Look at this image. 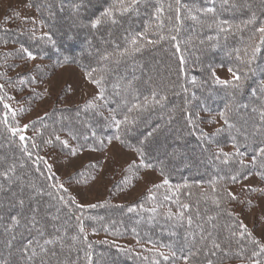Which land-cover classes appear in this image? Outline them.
<instances>
[{
  "label": "trees",
  "instance_id": "trees-1",
  "mask_svg": "<svg viewBox=\"0 0 264 264\" xmlns=\"http://www.w3.org/2000/svg\"><path fill=\"white\" fill-rule=\"evenodd\" d=\"M77 3L81 5L78 14L72 8ZM114 3L116 0H29L47 37L36 33L34 21L17 15L4 20L0 26V84H5V102L8 92L12 96L20 95L22 101H34L37 97L29 88L43 67L35 66L28 72L12 76L8 74L13 66L12 61L25 57V53L20 51L21 45L35 57L43 58L55 66L74 64L85 73L96 69L93 78L104 76L101 81L103 98L99 95L96 100H88L96 107H85L88 101L71 107L55 104L42 119L31 124L29 130L32 134L23 141L7 131L8 125L3 123L5 109L0 103V172L15 165V171L9 173L12 183H8L7 177L0 176V185L6 189L0 192V264L5 260L7 264H26V258L20 251L23 246L30 239L42 243L36 230L27 223V218L34 214L33 210L39 221L38 227L44 226V238L50 239L53 235L63 237L64 247H61L60 241L46 246L48 250L56 252L55 256H51L50 251L44 257L51 264H88V252L91 253L92 264H154L157 260L161 264H171L155 254H139L118 247L111 241L90 239L88 235L85 242L84 234L79 232L76 216L83 218L85 229L108 238L131 236L159 246L173 245L177 256L181 248L185 255L189 250L196 252L193 264H206L207 260H212L213 264H242L249 259H259L264 264V257H251L252 251H259L258 246L249 242L246 236H232V232L240 231L238 225L241 221L234 210L239 202L227 197L222 189H227L228 184L233 182L230 177L240 170L239 158L230 159L225 164L223 157L215 158L217 152L214 148V145L235 144L240 151L245 152L244 157L251 159L254 149L262 146L261 137L253 134V125L260 123L259 113L253 109L264 105V96L259 91L264 81V71L259 70L264 68V48L254 62V66H258L257 70L249 74L243 88L234 96L230 94L232 90L229 87L214 83L215 78L212 76L213 68L218 65L233 69L243 67L237 59L236 50L239 49L242 54L249 37L255 34L258 38L255 29L264 21L260 0H229L227 5L222 4V0H181V4L186 7L181 10L180 32L173 33L177 40L147 45L141 51L125 55L118 61L101 60L105 52L116 53L130 48L131 35L144 32L146 25H151L148 39H158L157 35L152 34L160 23L153 15L156 7L162 4L164 8L161 15L165 25L162 34H169L167 17L175 15L168 8L169 4L175 7V0H142L136 11L115 13L116 23L102 21L92 28L91 20L99 17L105 8ZM246 3L251 7H245ZM196 8H214L215 11L194 13L198 16L195 21L183 18L187 16V9ZM253 13L256 14L255 24L248 25L242 31L222 32L216 27L217 21L242 24ZM64 18L72 19V23H64ZM222 27L227 28V25ZM176 44H179V51ZM10 45L13 47L6 50ZM181 56L184 57L182 72ZM21 79L24 80L23 84L19 82ZM129 81L132 82L131 88L127 86ZM180 85L188 91H182ZM154 90L158 93L157 98L166 96L162 104L153 105L148 111L134 110L128 113V109L142 102L144 97H151ZM209 96H212V100L208 99ZM226 104L232 106L230 122L235 128L229 131L227 125H223L226 130L218 133L215 139L208 134V140H202L201 131L206 133L202 129L205 121L203 114H219ZM185 108L186 111L182 110ZM110 113L120 120L126 114L135 119L122 124L117 130L110 123ZM7 118L12 126L9 114ZM189 118L198 127L188 123ZM158 126V131L153 132ZM150 132L153 133L151 136L148 135ZM244 132L247 139L246 135H238ZM64 133L81 147H101L106 140L115 139L137 154V149H140L144 153L143 167L152 165L147 168L159 172L169 183L153 188L154 194L132 203H107L78 209L56 185L44 163L43 149L59 147L61 142L55 137ZM117 136L120 139H116ZM45 140L51 143L45 144ZM164 141H170L173 148L162 149L154 157V147ZM33 143L37 145L36 148L32 147ZM25 147L31 156L24 151ZM193 155L198 160L193 159ZM138 158L141 163L139 154ZM182 160H185L186 166L181 165ZM140 165L128 166L126 173H139ZM203 168H209L210 171L202 173ZM249 171L254 172L264 186V178L257 174L264 172V168L259 167V164L253 167L247 162L243 175ZM213 181L217 182L216 185H213ZM13 193L23 196V208L19 205L13 207L15 200L7 202ZM61 196L64 197L63 201L60 200ZM213 196L222 197L219 206L212 202ZM184 203L190 207L183 209L181 206ZM129 208L133 210L129 211ZM169 211L172 216L168 215ZM180 211L185 213V218L177 220L176 214ZM18 213L20 224L8 228L10 216ZM189 216L193 220L191 225L187 222ZM53 217L57 219L53 220ZM209 217L212 219L209 220ZM72 236H77V240L73 241ZM13 237L15 239L8 247L7 241ZM213 240L221 244L222 250L213 248ZM237 240H240L243 250ZM213 252L215 255H212ZM40 259L38 256L29 264H40Z\"/></svg>",
  "mask_w": 264,
  "mask_h": 264
},
{
  "label": "rangeland",
  "instance_id": "rangeland-1",
  "mask_svg": "<svg viewBox=\"0 0 264 264\" xmlns=\"http://www.w3.org/2000/svg\"><path fill=\"white\" fill-rule=\"evenodd\" d=\"M18 14V15H17ZM31 20L36 23V33L43 35L44 27L38 19L35 9L30 6L29 0H0V26L4 20L11 16ZM64 23H72V19L64 18ZM13 47V46H12ZM11 45L6 50L12 48ZM13 66L9 71L12 76L16 73L28 72L36 67H43L41 73H37L29 90L34 91L37 97L34 101H22L20 95L12 96L8 92L6 103L12 110L23 109L17 111L16 121H12V126L28 124L29 127L22 131L25 137L31 136L29 130L31 124L40 120L53 105L59 104L63 106L81 105L88 100H96L99 98L98 87L91 82L85 75V72L74 64H63L59 66L47 62L43 58L35 57V59L25 57L19 60H13ZM229 68L224 66H216L212 73L215 72L222 80L231 79ZM208 99L212 100V96ZM5 112L8 110L5 109ZM205 121L202 123V129L210 135L211 138L217 137L219 134L216 130L222 127L223 121L219 118V114L215 112L203 114ZM169 133V132H167ZM240 137H245L246 132ZM19 137V136H18ZM61 141L66 140L68 146L62 143L55 149H43L44 163L49 173L54 178L56 185L61 188L66 196L75 201V205H101V204H128L137 199L146 198L149 194H154L152 189L156 185H164V177L154 169L139 166L140 172H131L127 174L128 166H137L140 163L138 154L135 150L124 147L115 139L106 140L101 147L95 146H79L67 134L60 135ZM170 141L158 143L155 148L154 157L165 148L171 147ZM215 151L223 149L226 153H233L232 144L217 145ZM198 160L196 155L192 157ZM246 162H250L248 157L243 158ZM186 160V159H185ZM182 160L181 165L186 166L187 163ZM190 162V161H189ZM202 173L209 172V168H203ZM250 173V174H249ZM247 177V178H245ZM63 187H60V185ZM251 189H256L252 191ZM264 186L261 184L257 175L249 171L238 178L235 182L229 183L227 190L232 192L238 200V204L234 210L238 214L240 221L252 233V236L260 243H264ZM152 192V193H151ZM13 197H9L7 202L11 203ZM250 201V203H249ZM156 208L157 205H154ZM86 235L94 240H107L116 244L118 247L126 248L139 254L160 256L154 248L167 253V249L160 248L159 245L146 241L137 240L131 236L125 238H108L103 234H97L91 229H85ZM162 258V257H160ZM176 264H184L183 260L177 261Z\"/></svg>",
  "mask_w": 264,
  "mask_h": 264
},
{
  "label": "snow or ice",
  "instance_id": "snow-or-ice-1",
  "mask_svg": "<svg viewBox=\"0 0 264 264\" xmlns=\"http://www.w3.org/2000/svg\"><path fill=\"white\" fill-rule=\"evenodd\" d=\"M142 2V0H116V3H114L112 6L105 8L99 17L92 19L91 20V27L92 28H96L97 25L101 24L102 21H111L112 23H116V16L115 13L119 12L121 14L124 13H131L133 11H136V9L139 7L140 3ZM229 3V0H222V4L227 5ZM261 3V7L262 9H264V0H260ZM80 4H73L72 8L74 13L79 12V8H80ZM235 6V5H233ZM245 7H251V5L249 4H245ZM186 6L181 4V0H175V7L173 8L172 4L168 5V8L170 11H174L175 15L173 16H168L167 20L169 23V28H168V35L162 34L161 30L165 27L163 20H161V15L164 11L163 5L161 4L159 7L155 8V11L153 13V15L156 17V19L158 21H160V23H158L156 25V31L153 32V35H157L158 39H148V33L151 30V25H146L145 27V31L141 32V33H135L133 35H131L130 37V48H125L122 52H116V53H107L105 52L102 56H101V60H106V59H115V60H119L121 57L125 56V55H132L136 52L141 51L144 47H146L147 45H157L160 44L161 41H165V40H172L175 41L177 40V36L173 33H179L180 32V24L182 22V15H181V10L182 8H185ZM215 11L214 8H206V9H200V8H196V9H187V16L183 17V18H190L192 20H197L198 16L194 13H199V12H204V13H213ZM18 15V14H17ZM174 21V23H173ZM256 22V14L253 13L252 16L246 20L243 21L242 24L239 25H231L229 24L227 21H217L216 22V27L220 29V31L222 32H228V31H242L243 28H246L248 25H254ZM222 25H227V28L222 27ZM209 27H211L212 25H208ZM255 33H258V38L256 37V35L254 34L253 36H250L248 41L245 44L243 53L241 54L240 50L237 49V59L239 61H241V63L243 64V67L241 68H229L228 71L231 73V79H227V80H222L220 79L218 76H216L215 72L212 73V76L215 78L214 79V83L216 84H220V85H224L229 87L232 92L230 93L231 95H235V93L237 91H239L241 88H243L244 86V81L248 78L250 73H255V71L257 70L258 66H254V62L257 58V54L261 51L262 48H264V21L261 22L260 27L255 29ZM35 33H33L34 35ZM45 37L48 36L47 33L43 34ZM141 40H143L144 42H141ZM176 49L177 51H179V44H176ZM21 52L25 53L27 55V58L29 59H35V56L33 55V53L27 49L24 48L23 45H21ZM180 64H181V68L180 71L182 72L183 69V64H184V57L181 56L180 58ZM260 71H264V68L259 69ZM106 71V70H105ZM96 72V69H93L90 72H86L85 75L91 80V82L93 84H95L97 87L100 88V98H103V88L101 86V81L104 79V76L101 75L99 78H93V74ZM21 84L24 83V80L21 79L19 81ZM118 85H114V87H116ZM129 88L132 87V82L129 81L128 85ZM182 91L187 92L188 89L187 88H183L182 85H180ZM5 90V84H0V103H3V107L4 109H7L8 111L5 112L4 114V119H3V123L5 125H8L7 127V131L11 132L14 136H19L20 140L23 141L25 140V136L22 135V131L24 129H27L29 127L28 124L23 125V128H21L18 125V122L16 124V126H11L9 124V120H8V113H11V118L12 121H16V114L17 111H22L23 109H18V110H12L9 106L8 103L5 102V97L7 96V93L4 91ZM259 91L261 92V95L264 96V81L261 82L260 86H259ZM158 93L154 90L152 92L151 97H144L143 101L140 103H136L134 104L131 108L128 109V113L131 114L134 110L138 111V112H144V111H148L150 110V108L153 105H160L162 104L165 100H166V96L160 95L159 98H157ZM7 99H12L11 97H7ZM185 104H187V101H185ZM85 107H96V105H94L92 103V101H88L87 104L85 105ZM246 107V106H245ZM184 111H186L185 109H182ZM232 111V106L230 104H226L224 110H221L219 112V118L224 122V125H227V130H231L235 128V125L232 124L230 122V113ZM253 111L258 112L259 116H260V123L259 124H254L253 125V134L254 135H258L259 137H261V145L258 148L254 149V154L252 155L251 161L250 163L253 165V167H256L259 164V167L264 168V105H260L258 108H254ZM129 114H126L123 118V120L117 119L116 115H113L110 113V123H112L117 130L120 129L122 124H127L130 123L132 120L135 119V117L130 116ZM42 119V118H40ZM188 123L193 124L195 126L198 127V125L195 124V121L191 120V118L188 119ZM159 126L157 127V129H153V132L158 131ZM226 129L222 126L220 128H218L216 130V133H220L222 131H225ZM153 133L150 132L148 133L149 136H151ZM202 140H208V134L204 133L203 131H201V137ZM233 139H235V137H232ZM55 139L57 141H60L64 146H68V142L66 140L61 141L60 137L57 135L55 137ZM116 139H120L119 136L116 137ZM246 139H247V134H246ZM45 144L51 143L50 140H45L44 141ZM102 143V141H101ZM33 148H36L37 145L35 143L32 144ZM234 147V152L233 153H226L223 151V149H218L217 154H216V159H220L221 157H223V163L227 164L229 162L230 159L233 158H239L238 159V163L240 165V170L237 171L235 174H233L230 179L235 182L241 175H243V170L246 167V161L243 159V157L245 156V152L240 151V148L238 146H236L235 144L233 145ZM25 152H28L27 147L24 148ZM138 154L141 157V164L143 165V158H144V153L140 150L137 149ZM28 155L31 156V152H28ZM131 166H135V162H133V165ZM147 167H151L152 165H146ZM15 171V165H12L10 167H8L5 171L0 172V176H4L7 177L8 179V183H12V178L9 176L10 172H14ZM250 174V173H249ZM258 175H260L262 178H264V172H258ZM247 178V177H245ZM168 179L165 178L163 181V184L167 185ZM213 185H216V181L212 182ZM161 185H156L154 187H160ZM53 187H55V185H53ZM60 187H63V185L61 184ZM179 187V186H177ZM215 191V188L213 189ZM252 191H256V189H251ZM6 191V189L4 188L3 185H0V192H4ZM223 193L231 198L232 200H236L237 197L230 191H228L226 188L222 189ZM261 191H264V189H261ZM13 200H15V204L12 205L13 207H15L16 205H19L21 208H23V206L25 205V199L23 198V196L21 194H17V193H13L12 194ZM30 199V197H29ZM60 200L63 201L64 197L61 196ZM212 202L214 204H216L217 206H219L222 202V197L218 198L217 196H213L212 197ZM71 203L75 204V201L72 200ZM250 203V201H249ZM101 205H88L87 207H98ZM85 206L84 205H77L78 209H83ZM183 209H188L190 207L189 204L184 203L181 206ZM129 211H132V208L128 209ZM150 211H155V209H150ZM34 214L32 217L27 218V223L29 225H31V227L33 229L36 230L37 235L40 237V239L42 240V243L40 242V240H34V239H30L28 240L27 244L23 246V248L20 250L21 251V255L23 257L26 258V264H29V262H34L35 259L39 256L40 259V264H51L50 260H45L44 257H47L49 255V252L51 250L47 249V245H51V244H55L57 241L61 242V247H64L63 245V237L61 235H53L52 238H44L45 237V232H44V226L43 225H39V221L36 219V215H35V210H33ZM169 216H172L171 211H169L168 213ZM231 215V213H230ZM185 218V213L183 211H180L176 214V219L177 220H182ZM57 219V217H53V220ZM209 220L212 219V217L208 218ZM10 220L11 223L8 225V228H12L13 225H17L20 224L21 219H20V214L18 213L17 215H12L10 216ZM76 221H77V226L79 228V232L81 234H84V238H85V242L87 241V236L85 233V227H84V223H83V218L81 216H76ZM187 222L189 225H191L193 223L192 217L189 216L187 217ZM54 227V226H53ZM107 227V226H105ZM240 231L239 232H232V236H239L241 238L243 237H247V239L249 240V242H251L252 244L258 246L259 251H252L251 252V257H264V243H260L258 240H256L253 236L252 233L247 229V227L241 222L238 225ZM7 231V229H6ZM57 231H59V229H57ZM15 237H13L12 239H9L7 241V246L11 247L12 245V240H14ZM71 239L73 241L77 240V236H72ZM203 239V237H202ZM104 243H107V241H103ZM237 244H241L240 240H237ZM212 246L213 248L217 249V250H222L221 249V244L217 243L215 240H213L212 242ZM90 247V245H89ZM167 247L168 252L165 253L163 251H160L159 248H154V251L158 252L160 257H162L163 261L165 262H171V264H176L177 260H183L184 264H193V259L194 257L197 255L196 252H192L191 250L188 251V254L185 255L184 254V249L181 248L180 249V255L177 256V253L175 250H173V245H161L160 248H164ZM241 250H243V245L241 244ZM56 252L55 251H51V256H55ZM212 255H215V252L212 253ZM86 259L88 260V264H92V259H91V253L88 252L86 253ZM2 264H7V261H3ZM74 264V262H73ZM154 264H161V261L157 260L154 261ZM206 264H213L212 260H207ZM242 264H261V261L259 259H249L246 262H242Z\"/></svg>",
  "mask_w": 264,
  "mask_h": 264
}]
</instances>
